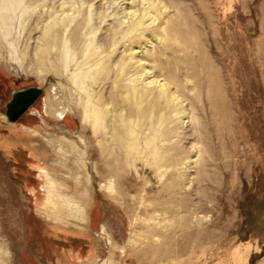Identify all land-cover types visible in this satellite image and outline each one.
I'll use <instances>...</instances> for the list:
<instances>
[{"label": "rangeland", "instance_id": "rangeland-1", "mask_svg": "<svg viewBox=\"0 0 264 264\" xmlns=\"http://www.w3.org/2000/svg\"><path fill=\"white\" fill-rule=\"evenodd\" d=\"M148 7L144 35L126 36ZM51 27L58 45L44 61ZM86 45L108 56L94 86L104 101L137 78L132 49L156 59L144 60L153 79L180 86L181 115L162 112L163 157L145 149L147 135L130 155L103 157L75 84ZM31 88L42 96L10 123L14 93ZM109 160L120 200L106 189ZM47 176L61 212L46 204ZM0 264H264V0H0Z\"/></svg>", "mask_w": 264, "mask_h": 264}, {"label": "bare ground", "instance_id": "bare-ground-1", "mask_svg": "<svg viewBox=\"0 0 264 264\" xmlns=\"http://www.w3.org/2000/svg\"><path fill=\"white\" fill-rule=\"evenodd\" d=\"M149 9H150L149 7L145 9L143 13H140V15L135 21L133 20V22L127 28H125L126 30L123 31V33H125L126 36L129 37V35H136L135 38H141L144 35L146 29L149 28L148 26H146L147 23L144 21L146 17L150 14ZM136 15H138V11L135 12V16ZM122 28H124L123 25H121V29ZM138 33H139V37H138ZM113 36L110 38V40L113 38ZM45 38H46L45 39L46 45L42 50V60L44 61L49 58L50 49L52 50L54 47L57 48L59 35H57L55 28L51 27L49 28ZM84 38H85L84 35L82 37L80 33H78L75 36V40L81 43L85 41ZM76 41L75 44H77ZM86 42H88V39H86ZM90 42L92 41L89 40V43ZM87 47H88L87 45L85 49L81 47L80 48L77 47V50L80 53H82L86 58L89 57L84 62L83 66L90 65V63L91 66L88 67V70L85 69L83 66H80L79 75L77 76L75 75L76 78L75 77L74 78L76 79L75 84L78 85L80 89L84 90L85 93L88 94V102L85 104L84 121L92 123L96 135L102 137L101 141H99V144L102 147L101 150L103 151L102 152L103 157L105 153H108V156L113 157V154L116 150L118 151L124 150L125 152H128L130 155V152L133 150L132 147H134V145L137 146V144H140V140H142L143 136L146 135L147 137L148 136L149 137L148 140H145V145H146L145 149L149 152V154H151L152 149H156V153H153L155 151H152L151 155L163 157L165 155V152L164 150L162 151L161 148L160 149L158 148L159 146L158 144L160 142L162 143V141H165L164 139L165 135L168 136L170 132L169 131L164 132L163 130V125L168 119L167 118L166 120L164 119L166 114L165 113L163 114L162 112L164 110H165L164 112H167L168 111L167 109H172V112L176 113L177 115H181L180 111H177L178 110L177 107L183 105L182 104L183 102L180 100V96H183L180 92V88H179L180 86H178L172 80V78L170 79L169 77L160 80L159 79L160 76L155 75L158 77L153 79L151 76L153 74V71L149 70L148 64L144 62V60H146L145 57H148V54L149 55L151 54L150 51L144 52L143 50L135 51V49H132V54H131L132 57L126 64L127 65L129 64L130 68L134 67L136 71L138 70L136 73L138 75L137 78L131 80L129 84L127 83L126 85L125 84L122 85L121 88L119 87V85H116L114 90H116V88L118 87L121 90L119 89L117 91H113L111 93L113 97L112 99L109 100V102H108V98H106V101H104V99H102L101 96L100 97L94 96V86L96 83H98V80L102 76V74L105 75V73L107 72V67L109 63L108 56L104 55V53L101 52L102 45H97L92 49ZM63 60L64 61L66 60V62L69 61L66 55ZM147 60L155 62L156 59L153 57ZM157 67L158 66L153 67V70L155 71ZM49 69L50 71H54V70L56 71V68L54 69V65H52ZM124 70L125 69L123 68V71L121 73L122 76H125L126 72ZM86 78H88V80H86ZM172 85L176 87V89L174 90L175 92L171 90ZM177 99H179V103L176 104L175 102ZM57 103H58L57 100L54 101L52 99H49L48 106L50 108L49 109L50 114L53 115V117L54 116L57 117V113H59L58 117H60L61 119L64 118L66 119L67 117L66 107H63V109L60 111L58 108L60 103L58 104ZM145 103L147 104L144 105ZM111 105L114 107L115 113H117L115 114V119H116L115 122L111 120L113 116L112 109H110ZM119 106H122L124 112L122 111L119 112L118 110ZM26 129L31 130L28 128ZM20 134L21 133H19V135ZM127 138H129V141H127V144H125L124 141ZM48 142L50 146L54 147V149L55 147L57 149L61 148L60 146L69 147V149L71 148V150L77 149V146L73 142L66 143V141H63L64 143H61L62 145H58L57 141L50 139L48 140ZM115 155L117 156V154ZM153 156L152 158L155 159L156 157L154 158ZM150 159L148 160L150 164L153 165L151 163L153 160L150 161ZM153 162L155 165V162L157 164L159 160L157 161L155 160ZM108 163H109L108 171L111 180L108 186H106V189L112 198L116 200H120L121 197L124 198L125 192L116 185V180L123 179V176L120 175V172L116 166L114 167L113 165H111V160H109ZM61 198H63V196L58 190V183L53 181L52 178L47 176V190H46L47 206H50L51 210L53 211L61 212L68 205L67 201L62 200ZM55 219H60V218L58 217ZM154 231H156L155 228ZM170 254L172 255L173 253L171 252Z\"/></svg>", "mask_w": 264, "mask_h": 264}, {"label": "water", "instance_id": "water-1", "mask_svg": "<svg viewBox=\"0 0 264 264\" xmlns=\"http://www.w3.org/2000/svg\"><path fill=\"white\" fill-rule=\"evenodd\" d=\"M41 88H31L14 93L7 105L6 116L10 123H17L42 96Z\"/></svg>", "mask_w": 264, "mask_h": 264}]
</instances>
